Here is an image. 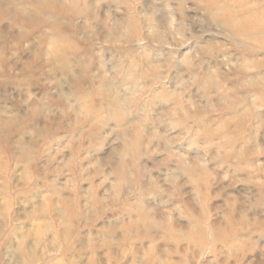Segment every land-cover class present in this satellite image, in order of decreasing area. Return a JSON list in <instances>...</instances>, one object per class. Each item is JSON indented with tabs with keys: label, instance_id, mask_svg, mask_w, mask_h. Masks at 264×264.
I'll return each mask as SVG.
<instances>
[{
	"label": "rangeland",
	"instance_id": "374dc122",
	"mask_svg": "<svg viewBox=\"0 0 264 264\" xmlns=\"http://www.w3.org/2000/svg\"><path fill=\"white\" fill-rule=\"evenodd\" d=\"M91 2L99 4L91 24L97 42L85 49L89 66L75 69L79 79L22 72L29 59L23 45L34 33L21 36L0 17V264H264V109L243 119V108L206 107L208 97L218 105L223 96L205 86L208 77L227 73L229 88L244 79L217 51L225 42L218 33L231 30L217 25L238 16L233 0ZM151 24L167 26V35L151 37ZM67 31L82 34L75 19ZM12 51L19 62H5ZM228 52L233 65L238 57L264 62V52ZM117 58L126 64L114 87L120 98L136 91L131 69L155 85L126 113L125 131L68 112L75 97H67L95 83L96 65ZM180 117L190 118L194 133L224 122L212 139L227 137L231 151L215 159L218 148H209V162L197 168L205 137L176 142L185 135L184 125L174 126ZM180 159L197 168L195 182L179 172ZM130 172L145 190L116 204L114 186ZM172 175L179 176L178 192L170 198ZM153 182L164 192L147 187Z\"/></svg>",
	"mask_w": 264,
	"mask_h": 264
},
{
	"label": "clouds",
	"instance_id": "9594fccd",
	"mask_svg": "<svg viewBox=\"0 0 264 264\" xmlns=\"http://www.w3.org/2000/svg\"><path fill=\"white\" fill-rule=\"evenodd\" d=\"M99 4L91 0H0V17L6 20L12 27L18 28L21 36L34 33L31 40L23 45L24 51L29 53V59L24 61L21 71L29 72H70L79 79L83 73H76L75 69L87 67L93 59L85 51L95 41V33L91 27L93 21L98 20L97 9ZM231 8L238 13L235 22L232 24L217 25L231 29L228 32L221 31L218 35L225 36V42L217 46L218 52H225L224 60L226 66L236 68L244 75L243 81L233 88L227 86L230 78L227 73L212 75L206 79L205 86H214L218 89L216 95L221 97L218 105L211 103L208 97L207 109L210 111L223 112L243 108L239 117L250 119L256 116L261 109H264V62L255 58H246L242 62L238 57L237 64H232L233 53L228 49L237 48L242 52L259 53L264 52V0H233ZM119 11V9H117ZM111 15V13H109ZM145 20L148 15L141 13ZM75 24L79 26L82 34L76 36L75 33L67 31ZM114 24L119 23L113 21ZM215 23V21H213ZM153 29L151 37L162 39L167 35V26L151 24ZM211 27V25H210ZM15 57L19 62L17 51H12L11 57ZM131 67V66H130ZM2 70V69H0ZM126 64L120 58L115 60L103 59L96 65L91 73V79L95 82L90 84L86 90L73 92L67 98L71 100L75 97V103L69 105L68 112L80 117L96 119L99 118L106 125L114 124V131H125L131 125L126 124V113L133 110L134 105L142 103L143 99L153 94L155 85L149 86L146 74L128 75V80H134L136 91L126 98H120L114 91L118 81L124 77ZM256 74V75H252ZM240 89L248 90L244 96L240 95ZM234 94V95H230ZM178 95V93H173ZM248 98L251 103H248ZM175 116V113H172ZM189 117H180L174 126H185V135L179 140L189 139L193 136L194 129L188 124ZM264 125V120L261 121ZM224 122L211 132L205 130L195 131V138L205 137V157L198 163L197 168L203 169L209 162L207 151L209 148L217 147L218 153L215 159H219L222 154H227L231 148H225L224 141L227 139L221 136L219 140H213L214 136L221 133ZM171 143V142H170ZM126 153H121V164ZM197 168H194L186 160L180 159L179 172L189 176L190 179H198ZM179 176L172 175L167 179V183L174 186V192L169 193L171 198L178 192L177 181ZM147 187L155 188L159 192L164 189L155 182ZM145 189L138 182L136 175L129 173L127 178L114 186V193L111 197L116 204L124 203L135 197L142 195ZM135 224V222H133ZM152 226H156L152 221ZM211 248L203 247L200 252L201 258L210 251ZM195 260V257H193ZM182 264L186 262L182 261Z\"/></svg>",
	"mask_w": 264,
	"mask_h": 264
}]
</instances>
